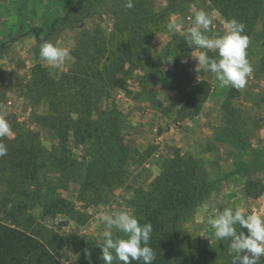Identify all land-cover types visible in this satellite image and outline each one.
<instances>
[{
  "label": "rangeland",
  "instance_id": "rangeland-1",
  "mask_svg": "<svg viewBox=\"0 0 264 264\" xmlns=\"http://www.w3.org/2000/svg\"><path fill=\"white\" fill-rule=\"evenodd\" d=\"M124 2L0 0V114L12 129L3 138L8 154L0 157V220L34 232L62 264H104L99 216L119 210L136 216L158 180L194 172L206 186L195 194L183 233L169 221L156 224L149 244L171 224L169 244L182 233L208 251L203 264H232L230 241H217L208 219L213 208L264 213V0L233 15L251 37L254 71L240 90L221 88L213 74L197 71L198 50L186 41L201 9L213 18L207 35L222 34L218 19H229L215 1L133 0L132 9ZM170 20L185 30L169 32ZM144 32L153 69L118 72L114 82L108 74L92 76L112 41ZM45 41L69 47L70 59L48 66L39 57ZM70 73L79 92L62 86ZM195 94L198 111L184 117L179 109ZM82 120L94 122L90 136ZM58 121L70 129L61 131Z\"/></svg>",
  "mask_w": 264,
  "mask_h": 264
},
{
  "label": "clouds",
  "instance_id": "clouds-1",
  "mask_svg": "<svg viewBox=\"0 0 264 264\" xmlns=\"http://www.w3.org/2000/svg\"><path fill=\"white\" fill-rule=\"evenodd\" d=\"M126 9L134 7L133 0H125ZM213 18L203 9L194 14L192 26L187 30L186 41L193 49L198 50L192 57L197 61V71L211 73L219 83V87L243 89L253 75V67L248 59L247 50L251 37L245 32L246 25L236 18L225 22L223 34L215 37L207 35L211 31ZM166 28L169 32L178 30L174 20H170ZM71 49L60 46L53 41H45L40 45L39 57L52 68H59L71 57ZM218 54L212 58L208 52ZM174 55L167 59L173 61ZM11 125L4 114H0V157L8 154V147L3 138L11 133ZM104 225L101 257L104 264H153L156 253L149 241L153 233L151 223L141 224L130 210L105 212L99 216ZM208 223L214 230L217 241H230L232 264H259L264 256V213L242 212L239 208H224L222 211L213 208ZM239 226V230L237 229ZM241 228L247 229V235ZM114 231L122 236H114Z\"/></svg>",
  "mask_w": 264,
  "mask_h": 264
},
{
  "label": "trees",
  "instance_id": "trees-1",
  "mask_svg": "<svg viewBox=\"0 0 264 264\" xmlns=\"http://www.w3.org/2000/svg\"><path fill=\"white\" fill-rule=\"evenodd\" d=\"M213 1L219 5L223 15L228 19H231L233 18V15H238L243 12L244 7L241 5L253 3L254 0ZM156 29L159 30L160 28ZM148 38L149 36L144 32L142 36L138 38L124 37L122 40L112 41L110 43L111 48L107 50L105 49L106 54L101 56V58H97V60L95 58L96 65L91 69L92 76L102 77L103 75L108 74L110 76L109 82H114L116 79L118 81V78H115V74L118 72L125 76L127 73L133 74L134 71L140 67H143L144 69L150 67V69H153V59L146 47ZM143 43H145V46H143ZM100 61H104L105 64L100 66ZM261 64L264 69V56ZM77 80V76L70 73L68 74L66 84L63 83L62 86L69 85L73 92L75 89L74 84ZM76 87L75 90L79 92V87ZM104 88L105 87L102 86L100 89L103 90ZM81 94L82 93H80V95ZM198 102L199 94L190 96L187 99L186 104L182 105L179 110H183L184 117H191L198 111L196 110L199 108L197 104ZM78 111L79 108L74 112ZM61 123L62 125L58 121V127L61 126L62 128L61 131L65 132L70 129V123ZM80 123L89 130L87 131L85 128L88 132V136H90L92 134L91 131L93 132L96 128L92 120H82ZM77 127L79 126L77 125ZM77 132H79V130H77ZM170 179L164 181V183L161 180H158V183L155 184L154 190L147 194V201L137 205L136 217L141 224L151 223L152 225H156L162 223L165 224V222L169 221L173 226L172 229L170 228L172 231L179 229L182 230L181 232L183 233L181 225L191 217L189 208L194 205L195 194L206 186V181L204 179H199V176L194 172L192 173V177L187 176V179L182 176L181 172L175 174ZM193 179L196 182H194ZM172 212L174 213L172 214ZM185 212H187V214H185ZM169 226H166V229L162 230L160 236H157L150 244L156 253V259L153 261V264L205 263L208 258V251L205 248L200 247L198 241L192 239L191 242H186L182 237V233L173 235L172 237L175 239H173L170 244L168 243L169 241H166V237L169 236V233H167ZM0 264L62 263L57 259L44 241L34 232L21 228L19 225L13 223L6 224L0 220ZM133 264H136V262H133Z\"/></svg>",
  "mask_w": 264,
  "mask_h": 264
},
{
  "label": "crops",
  "instance_id": "crops-1",
  "mask_svg": "<svg viewBox=\"0 0 264 264\" xmlns=\"http://www.w3.org/2000/svg\"><path fill=\"white\" fill-rule=\"evenodd\" d=\"M191 16L190 15H188V16H186V19L188 20L189 18H190ZM186 21V20H185ZM218 21H219V24H220V28L221 29H223V26H224V30H225V22H224V20H223V18L221 19V18H219L218 19ZM176 22V21H175ZM187 22V21H186ZM177 23V25H178V29H179V31H182V29H184L185 30V24H183V23H181L180 21L179 22H176ZM188 23V22H187ZM215 29V28H214ZM224 30H222V32H219V33H224ZM216 33H217V31H216Z\"/></svg>",
  "mask_w": 264,
  "mask_h": 264
}]
</instances>
